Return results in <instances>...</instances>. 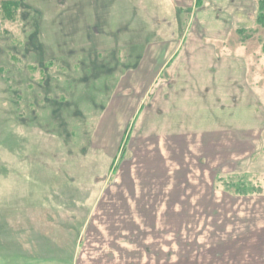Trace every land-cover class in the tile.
Instances as JSON below:
<instances>
[{
	"label": "rangeland",
	"instance_id": "obj_1",
	"mask_svg": "<svg viewBox=\"0 0 264 264\" xmlns=\"http://www.w3.org/2000/svg\"><path fill=\"white\" fill-rule=\"evenodd\" d=\"M179 3L172 59L0 0V264H264L259 0Z\"/></svg>",
	"mask_w": 264,
	"mask_h": 264
},
{
	"label": "crops",
	"instance_id": "obj_2",
	"mask_svg": "<svg viewBox=\"0 0 264 264\" xmlns=\"http://www.w3.org/2000/svg\"><path fill=\"white\" fill-rule=\"evenodd\" d=\"M107 1L108 3L109 1L119 2L121 5L125 2H138V0H73V8L71 10L69 8L63 10L59 16L69 17V22L74 23V28H79L78 32L86 34L85 36H80V41L84 42V44L89 42L87 47H95L97 49H124L129 47L154 49L162 44V47L167 45V48L177 50L172 55V59L177 58L179 50L185 46L187 48L195 47L192 41H188L186 45L187 41L182 42L175 39L174 33L180 29L179 14L181 7L179 2L184 0H144L152 3V6H154L152 11L153 13L155 12V14H148L150 11L147 13L146 10V15L143 9L137 6V3H132L135 4L136 11L128 3V5L123 6L121 11L114 12L110 9V4L108 5ZM83 2H89L87 9L83 7ZM82 11L86 12L83 13ZM70 18H73V21ZM129 18L133 20H129ZM85 26H87L86 29ZM87 28L93 33L94 38L88 36L90 31ZM188 37L187 34L185 40ZM186 54L189 56L191 53Z\"/></svg>",
	"mask_w": 264,
	"mask_h": 264
},
{
	"label": "trees",
	"instance_id": "obj_3",
	"mask_svg": "<svg viewBox=\"0 0 264 264\" xmlns=\"http://www.w3.org/2000/svg\"><path fill=\"white\" fill-rule=\"evenodd\" d=\"M11 6V3H5V9L6 11L9 10V7ZM17 8V4L13 5ZM259 18L261 21H264V0H259ZM216 176V175H215ZM218 178V175L216 176ZM240 187H243L240 185ZM237 193L242 197V198H248L251 197L252 195L256 194V191L254 189H246L243 187V189L238 188ZM253 193V194H252Z\"/></svg>",
	"mask_w": 264,
	"mask_h": 264
}]
</instances>
